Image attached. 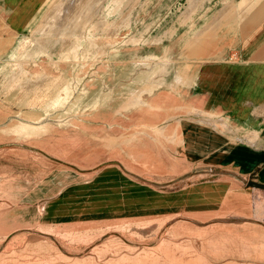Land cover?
<instances>
[{
	"label": "rangeland",
	"instance_id": "374dc122",
	"mask_svg": "<svg viewBox=\"0 0 264 264\" xmlns=\"http://www.w3.org/2000/svg\"><path fill=\"white\" fill-rule=\"evenodd\" d=\"M85 1L51 0L19 45L0 56V264H264V192L255 182L196 214L140 196L129 201L124 192L120 201L112 191L94 198L93 180L108 167L134 173L128 187L176 193L162 182L168 162L159 139L167 130L157 127L174 111H154L146 86L134 91L122 67L136 53L142 65L147 53L161 54L147 46L171 38L163 30L190 15L189 0H127L108 15L111 26L88 25L77 49L61 31ZM112 8L109 0L106 15ZM121 71L123 79L114 78ZM115 85H122L116 100Z\"/></svg>",
	"mask_w": 264,
	"mask_h": 264
},
{
	"label": "crops",
	"instance_id": "0c3cea01",
	"mask_svg": "<svg viewBox=\"0 0 264 264\" xmlns=\"http://www.w3.org/2000/svg\"><path fill=\"white\" fill-rule=\"evenodd\" d=\"M50 1L0 0V56L19 45ZM185 6L190 20L182 23L179 17L175 26L163 30L173 32L171 38L147 46H157L161 54L147 53L142 65L136 53L130 67H122L128 69L124 78L136 81L134 91L146 86L154 111H174L156 120L161 121L157 127L167 130L159 139L168 162L162 182L174 185L176 193L156 195L128 187L126 177L134 173L108 167L93 180L97 201L107 191L120 201L124 192L129 201L140 196L150 204L196 214L246 193L250 182L264 185V0H189ZM122 72L114 78L123 79ZM109 94L119 99L122 85ZM89 186L84 183V190ZM57 210L54 203L48 212Z\"/></svg>",
	"mask_w": 264,
	"mask_h": 264
},
{
	"label": "bare ground",
	"instance_id": "6f19581e",
	"mask_svg": "<svg viewBox=\"0 0 264 264\" xmlns=\"http://www.w3.org/2000/svg\"><path fill=\"white\" fill-rule=\"evenodd\" d=\"M90 1L91 0H86L83 4H81V7L79 6V8L81 10V12H80L81 16L75 17L73 19V21L70 24L66 25L61 31L65 36L70 37V38H75L77 40L74 42L75 46H73L77 49L79 47L78 42H79V40H81L83 38V36H85L84 30L86 29V27L88 25H92V29H94V28L95 29H98V28L102 29L103 27L105 28V27L111 26L112 24H110L108 22V19H107L108 15L116 13V12L120 13L119 10H121L123 3L126 2L127 0H111V3L113 4V8L110 11V13H108L107 15L104 11V8H105V4L109 0H98L97 7H95L93 5L92 1L91 2ZM97 8H98V10H97ZM96 13H99L98 16H95ZM90 30H91V28H90ZM90 30H89V32H90ZM89 32H87L86 38L89 42L93 43L94 39L91 35V32L90 33ZM69 53H71V52H69ZM69 53L65 56V58L69 55ZM49 84L50 83H48V85ZM53 84H55V83H53ZM45 85L47 86V84H45ZM40 86H42V85H40ZM40 86L38 85V87H40Z\"/></svg>",
	"mask_w": 264,
	"mask_h": 264
},
{
	"label": "water",
	"instance_id": "95a60500",
	"mask_svg": "<svg viewBox=\"0 0 264 264\" xmlns=\"http://www.w3.org/2000/svg\"><path fill=\"white\" fill-rule=\"evenodd\" d=\"M250 185H251L252 187H257V188H259V189H261V190H264V185H262V184L250 183Z\"/></svg>",
	"mask_w": 264,
	"mask_h": 264
}]
</instances>
